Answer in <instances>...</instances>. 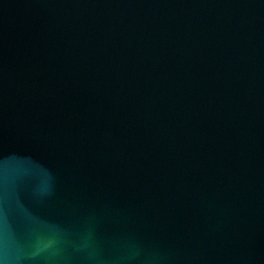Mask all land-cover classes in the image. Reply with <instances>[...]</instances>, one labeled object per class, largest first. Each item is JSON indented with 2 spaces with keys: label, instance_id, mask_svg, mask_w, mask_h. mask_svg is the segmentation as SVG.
I'll return each instance as SVG.
<instances>
[{
  "label": "water",
  "instance_id": "1",
  "mask_svg": "<svg viewBox=\"0 0 264 264\" xmlns=\"http://www.w3.org/2000/svg\"><path fill=\"white\" fill-rule=\"evenodd\" d=\"M0 264H264V0H0Z\"/></svg>",
  "mask_w": 264,
  "mask_h": 264
}]
</instances>
